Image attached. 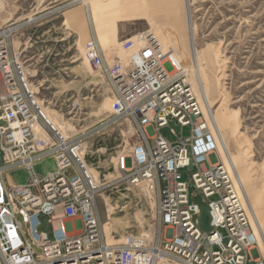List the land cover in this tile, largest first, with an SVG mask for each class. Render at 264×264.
<instances>
[{"label": "built area", "instance_id": "2783aa9c", "mask_svg": "<svg viewBox=\"0 0 264 264\" xmlns=\"http://www.w3.org/2000/svg\"><path fill=\"white\" fill-rule=\"evenodd\" d=\"M129 58L106 69L111 119H128L139 133L115 168L130 184L156 190L157 235H127L107 246L96 201L106 183L90 172L79 138L64 136L48 118L23 60L0 37V264H264L250 255L256 246L250 220L215 157V138L183 70L152 35ZM162 128L177 138L169 141ZM45 159L54 169L32 175ZM15 169L29 174L26 182L10 178ZM196 196L209 208L212 231L199 227ZM41 217L47 233L39 230Z\"/></svg>", "mask_w": 264, "mask_h": 264}, {"label": "rangeland", "instance_id": "374dc122", "mask_svg": "<svg viewBox=\"0 0 264 264\" xmlns=\"http://www.w3.org/2000/svg\"><path fill=\"white\" fill-rule=\"evenodd\" d=\"M85 1L0 0V37L8 39L23 60L48 117L65 125L67 136L79 138L87 167L106 183L96 198L105 241L111 245L127 235H157L156 190L130 184L115 168L116 156L139 142V133L128 119H111L112 88L106 71L118 61L129 63L133 53L124 50L125 40L140 46L144 34L159 39L161 50L175 64L190 70L198 63L211 112L264 229V0ZM97 5L101 12L93 18ZM27 16L30 20H21ZM93 46L96 51L89 50ZM97 52L100 58L92 60ZM161 133L169 141L177 138L168 128ZM187 134L185 127L182 135ZM53 164L42 160L34 172L43 176ZM181 174L187 178L186 171ZM9 175L17 183L29 176L23 169ZM105 197L113 207L111 218ZM147 230L152 236L145 235ZM48 235L53 236L52 231ZM250 255L264 259L257 247Z\"/></svg>", "mask_w": 264, "mask_h": 264}, {"label": "bare ground", "instance_id": "6f19581e", "mask_svg": "<svg viewBox=\"0 0 264 264\" xmlns=\"http://www.w3.org/2000/svg\"><path fill=\"white\" fill-rule=\"evenodd\" d=\"M85 2H87V1H85ZM82 3H84V2H82ZM183 4H185L184 1H183ZM100 12H101V8H100V6L98 7V5H97L95 8H93V18L96 17L98 14H100ZM74 15L79 16L78 13H76ZM30 18L31 17L27 16V17L21 18V20H25V19L30 20ZM87 21H88V24L92 25V16L90 14H88ZM188 26L189 25L187 24V34L189 35L190 32H189ZM148 35L144 34V36H140V39H141V41H139L140 46L139 45L135 46L134 41H127L128 46H125L126 49H124V50L127 51L128 53L132 54L135 51L141 49L146 44V40L152 34H150L149 36ZM155 39H156V41H158V44H159V42H160L159 39H157L156 37H155ZM12 43H13V40H12ZM190 43H191V53H192L191 57H192V59H194V53H195L194 49L195 48H194V42L192 41V37H190ZM95 53L91 56L92 60H96V58H95L96 54ZM179 67L183 70L184 74L188 77L189 81L192 83V85L196 89V92H195V90L192 88L194 93L197 96L198 101H199L201 111H202L203 115L205 114L204 117L207 119V123L209 125V131L213 134L215 141H216L217 150L215 153L217 154V157L225 164L226 168L228 169L229 174H230V176L233 180V183L235 185V188H236V190H237V192L241 198V202L244 205V207H246L245 209H246L248 218L250 219L253 226L255 227V228L254 227L252 228L253 232L255 234V239H256V246L253 249H255L257 247L259 249L260 253L264 256V229H263V225H261V223L258 219V216L256 215L257 211L255 212V209L252 206L250 198L248 197V193H247V190L244 186L243 179L239 175L240 172L238 173L239 169H237V164L235 162V159L233 158L231 151H230V147L228 146V143L225 140L226 136H225V134L221 133V131L219 130L216 118L213 115V113L211 112L210 103H209V101H207L208 97H207V93H206V88H205L204 83H203L202 74H201V70L199 68V65H198V63L193 62V64H191L190 70L184 68V66H182V65H179ZM45 113L47 114V116H49V113H47L46 109H45ZM50 120L52 123H54V125H56L59 128V130L64 134V136L67 137V135L65 134V125L64 126L62 124L60 125V123H58L57 120L56 121L53 119H50ZM36 128H37V126H36ZM41 131H43V130H41ZM41 131L38 128V132L40 135H41V133H40ZM42 133H44V132H42ZM44 135H45V133H44ZM42 137H44V136H42ZM82 152H83V150L81 151V154H82ZM33 174H35L34 170L32 171V175ZM144 186L146 187L145 184H144ZM147 194L151 195L150 192H148ZM104 201H105V204L107 206V213H108L107 216L109 218H111V213H112L113 207H112L111 203L109 202L108 198L105 197ZM59 214H60L59 210H56L55 217L59 216ZM51 221H52L53 227H56L58 225L57 220L52 219ZM23 229H24V225H23ZM48 230H49V227H48ZM148 230H150V228ZM148 230H147V233L145 232V235L150 237V236H152V233L150 232L151 230L150 231H148ZM42 232H44V231H42ZM47 232H44V233H47ZM103 236L105 238L104 232H103ZM105 243H106L105 245L110 246V243L108 244L106 241H105Z\"/></svg>", "mask_w": 264, "mask_h": 264}, {"label": "water", "instance_id": "95a60500", "mask_svg": "<svg viewBox=\"0 0 264 264\" xmlns=\"http://www.w3.org/2000/svg\"><path fill=\"white\" fill-rule=\"evenodd\" d=\"M178 129V127H175ZM194 202L199 205L200 208V217L198 220L199 227L203 231H212V227L210 225V214L208 206L202 201L200 196H196L194 198ZM19 220L21 217L19 216ZM42 225L40 226L39 230L47 232L48 231V223L45 217H41Z\"/></svg>", "mask_w": 264, "mask_h": 264}]
</instances>
